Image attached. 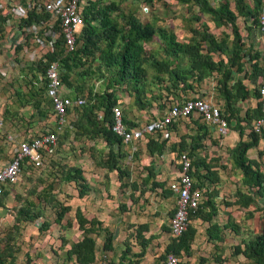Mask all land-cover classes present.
Returning <instances> with one entry per match:
<instances>
[{
	"label": "rangeland",
	"instance_id": "374dc122",
	"mask_svg": "<svg viewBox=\"0 0 264 264\" xmlns=\"http://www.w3.org/2000/svg\"><path fill=\"white\" fill-rule=\"evenodd\" d=\"M104 1L108 2V0ZM111 1L116 5V10L111 14L116 42L111 47L103 42L100 43L98 51L93 56L80 55L81 62H76L68 73V84L62 82L65 95L83 97L87 104L92 101L90 92L99 96L114 88L112 95L116 101H120L119 106L125 119L129 122L134 120L132 123L141 126L164 115L172 105L190 98L187 97L190 93L188 88L183 87L181 83L172 86L174 82L168 79L166 73L158 72L153 66V63H160L165 69V64H168L170 68L178 66L182 71L188 65L187 58L183 57L180 51H174L170 56L166 55L167 43L162 39L164 34L172 35L177 45L196 41L201 44L203 53H206V44L199 35L206 34L208 38L217 42L223 41L227 47L226 52L210 53V56L214 61L227 62L235 43L231 30L226 26H215L212 18L202 13L193 0H152L151 3H147L146 0ZM208 2L215 8L220 3L219 0H208ZM233 2L229 0L231 8L235 11ZM241 5L245 10H253L254 7L252 0H242ZM144 6L149 8L147 14H142ZM235 14L241 35L239 46L241 45L243 50L244 65L247 67L250 62L249 56L253 55V51L247 46L248 34L253 35L254 32L259 31V27L252 17L239 16L236 11ZM131 22L149 25L155 32L149 41L142 43L143 56L138 83L133 81L120 83L114 80L115 71L103 66L101 57L107 51H119L122 38L127 34ZM4 37L5 31L0 32V48ZM81 44L80 42L77 46L79 49ZM10 62L14 63L12 70L15 71L12 74L10 70L4 72V67L0 68V95L5 104L2 128L6 127L12 132L20 128L19 118L23 110H27L28 113H32L31 116L29 114L23 116L26 117V125L30 131L36 128L33 135L54 130L56 125L52 120L50 102L43 93V85L35 83L34 75L36 76L38 72L33 71L31 63L24 59L20 60L19 53ZM210 76L218 80L220 78L216 72L211 73ZM205 80L198 83L189 78L187 82L191 86H199L204 84ZM136 89L141 92V101L146 104L143 110L134 102ZM83 107L74 108L67 116V124L61 129L55 155L43 157L42 166L39 168L25 166L20 181L2 187L0 264H62L65 247L61 245L66 242L72 243L80 237L76 223L75 230L73 233L69 231V234L62 229V225L73 217L79 206L82 209L81 217L91 219L94 230L104 229L100 228L96 214L110 219L126 211L132 216L135 214L147 220L154 217H165V220L168 217L167 213L174 204L169 199L161 197L160 190L156 189L155 185H151V179L148 178L152 174L155 175L153 170L163 162L161 161L163 157L154 155L146 160L133 158L136 152L137 157L140 156V149L145 145L146 138L137 143L113 146L115 156L110 157V147L102 136L87 138L76 135V123ZM95 115L98 124L102 127L106 126L103 109L96 110ZM130 115H135V119H130ZM196 123L201 124L200 120L192 118L182 120L179 127L182 132L177 133V138L185 137L189 141V138L195 135ZM7 129L0 134V168L12 158L10 151L12 148L6 140ZM166 144L167 151L172 142L167 141ZM146 155L150 154L147 152ZM143 161L147 164L153 163L152 172L148 171ZM112 163H116L123 170V175L109 171ZM67 169H79L88 187L82 199H77L73 203L78 190L77 183L64 184L59 180L62 172ZM128 179L129 183L126 182ZM68 205L71 211L67 212L65 219L58 223L57 213L61 207ZM18 211H21L19 215ZM33 215L38 217L32 219ZM46 223L49 226L46 230H42ZM88 236L94 238L96 245L102 248L104 232L98 235L91 232ZM127 243L132 245L128 241ZM101 255L106 260L103 248ZM157 260L161 262L162 259L158 256Z\"/></svg>",
	"mask_w": 264,
	"mask_h": 264
},
{
	"label": "crops",
	"instance_id": "0c3cea01",
	"mask_svg": "<svg viewBox=\"0 0 264 264\" xmlns=\"http://www.w3.org/2000/svg\"><path fill=\"white\" fill-rule=\"evenodd\" d=\"M19 40V31L5 28L4 42L0 48V68L11 59L16 58L13 55L11 46L19 42ZM247 46L250 51H253L252 54L258 55L259 64L263 66L261 57L264 52V41L259 31L254 32L253 35L248 34ZM19 59L28 60L25 56H19ZM244 68L246 75L244 73H234L233 82L241 81L249 94L244 101L236 104L233 111L226 109V104L220 98L218 92H216L219 87L218 79L210 75L204 78V80L206 79L204 84L191 86V89H189L190 93H186L187 97H190L189 99H206L220 107L222 116L226 119L229 126V130L225 136H219L215 128L206 125V129L196 127L194 130L195 135L190 137L189 141L185 137L178 139L177 133L182 132L179 130L180 123L182 120H186L180 119L176 123L174 131H172L170 139L162 140L160 135L147 136L145 145L140 149V156L137 157V152L134 153L133 158L136 160L137 158L146 160V158L154 155L163 157V160H161L163 162L155 170H153L154 166L152 162L150 163H152L153 167L150 163L147 164L144 161L143 163L147 166L149 172H152V170L155 172V175L152 174L148 177L151 179L150 184L155 185L156 189L160 190L161 197L169 199L175 205L168 211V217L173 215L176 207V198L169 190V184L175 181L179 175V155L186 150L185 153L193 162V165L196 166L201 163L196 166L197 170L192 174L195 185L201 187L202 190V199L199 205L201 210L196 216L189 218L188 227L184 234L179 238L171 236L168 220L170 218L168 217L165 220V217H154L147 220L141 219V216L135 214L132 216L129 211H126L110 219L108 217H99L96 214V218L100 222V228L110 231L112 238L110 249L104 250L106 260L101 255L103 245L102 248L99 247L100 245H95L96 252L93 264H163L165 255L170 250H174L177 253L176 256H179L181 264H254L245 258L243 254L235 253L236 250L238 252L242 251L246 242L264 233L263 136L260 137L256 146L250 148L245 155L247 164L254 172L260 175V186H252L255 180L245 177L240 170L234 167L233 151L236 145L240 141H249V134L251 130L254 131V123L261 118L257 95L260 77L253 76V79L249 80L251 73L249 64ZM14 71L13 69L10 73L12 74ZM3 102L4 100H2L0 95V134L7 129L6 127L2 128L1 122L5 116L3 115L5 106ZM28 114L31 116L32 113L23 110L19 118L20 123L18 126L20 128L14 132L7 129L6 140L11 145V148L12 144L17 140L37 136L33 135L36 128L31 130V132L26 125L25 116ZM194 115L192 119L197 120V115ZM131 118L135 119V115H130ZM135 127L140 126L137 125ZM254 133L264 135V129L259 133L255 131ZM150 140L157 143L165 141L161 154H151L148 151ZM167 141L172 142L170 149L167 150L168 152L165 148L167 147ZM196 145H199V147L193 149ZM147 152L150 154L149 156L146 155ZM26 162L23 168L25 166L31 167L32 164L30 165L28 161ZM147 174L148 172H146ZM59 180L62 181L61 178ZM18 181H20V178ZM62 182L64 184L71 183L65 180ZM126 182L129 183V179ZM76 193V197L73 198L72 203L77 199H82V197L78 196L77 191ZM208 198L209 201H207ZM67 207L71 211V207L69 205ZM78 208H76V211L74 210L73 217L69 221H66L65 225H62V229H65L67 234H69V231L73 233V230L76 228L75 223L77 225L76 230L80 231L79 239L72 243H62L61 247H65V257L62 260V264H77L75 257L67 256L66 253L72 244L78 243L83 239L84 233L79 228L78 220L84 221V229H88L90 224L94 225L91 219L81 217L80 211L82 209L80 206ZM65 217L66 214L62 220ZM127 241L132 245H129ZM143 245H145V248L142 252ZM158 256L162 259L161 262L157 260Z\"/></svg>",
	"mask_w": 264,
	"mask_h": 264
},
{
	"label": "trees",
	"instance_id": "16d2710c",
	"mask_svg": "<svg viewBox=\"0 0 264 264\" xmlns=\"http://www.w3.org/2000/svg\"><path fill=\"white\" fill-rule=\"evenodd\" d=\"M188 1V0H183ZM199 7L200 11L204 14L209 15L212 18V21L215 26H226L229 28L234 36L235 43L232 49L230 50V55L228 56V60L224 63L222 60L214 61L210 56V53L220 52L224 53L227 50V47L223 41L217 42L211 38H208L206 34L199 35L201 40L206 44L205 51L202 52V46L196 41H190L189 43H184L181 45H177L175 39L172 35H163L162 39L167 43L165 48V53L167 56L173 54V52L180 51L183 57L187 58L188 65L184 67L182 71L175 66L174 68H170L168 64H165V69L162 68V64L153 63V66L158 72L166 73L168 79L173 81L174 84L172 86H176L177 83H181L183 87L191 89V85L188 84V79L192 78L196 80L198 83L206 78L213 72H216L220 75L218 80V92L220 98L226 104V109L228 111H233L236 104L240 101H244L248 97V91L241 81L233 82L234 73H244L245 70V61H244V53H242V48L240 44L241 36L239 33V28L236 24V13L239 16H250L253 18L255 23H258L259 27V17H257L258 13L264 9V3L261 0H252L253 2V10L244 9L241 5L242 0H233L235 11L231 8L229 0H219L220 3L217 8L210 5L208 0H193ZM147 3H151L152 0H146ZM116 10V5L113 1L108 0V2L104 0H87L86 6L83 8V21L84 24L82 29L76 39V49L72 53L65 54L62 50V40L58 39L55 43V49L53 53L46 55L45 62L39 61L37 63L32 64L33 71L38 72L35 77L36 82L42 84V90L45 94V81H40L39 76L45 73V68L48 63L53 61H58L59 63V74L61 81L68 84V73L71 70V67L75 65L76 62L80 63L81 58L80 55L84 56H93L96 51H98V46L100 43H105L109 47L113 46L116 42V33L113 27V20L111 14ZM260 16V14L258 15ZM47 17L45 14H35L31 13L28 15L26 20H22L19 27L23 28L24 26L32 25L40 20H45ZM6 16H2L0 14V32L5 31V23ZM155 30L153 27L149 25L140 24L137 22H131L129 25V29L125 37L122 38V43L118 52L107 51L105 52L101 60L103 62V66L108 70H114V80L116 82H126L133 81L138 83V77L140 75V62L143 56V46L142 43L149 41ZM81 44L80 49L77 47L79 43ZM21 47H18L17 51L19 52ZM176 56V55H175ZM249 67L251 69V73L249 76V80H252L253 76H261L263 72V66L259 64L258 55L253 54L249 56ZM64 72L61 74V72ZM246 75V73H244ZM117 79V80H116ZM114 84V83H113ZM259 86V85H258ZM114 92V88L110 89L107 93L105 92L103 95L96 96L95 93L90 92L91 100L86 105L84 104L83 110L80 118L76 123L75 133L77 136H85L87 138H95L97 136H102L106 144L110 147L109 156H115L112 147L117 145L121 146L123 144L122 140L117 137L111 131L112 124V113L111 108L114 105H120L119 100H115L112 95ZM141 92L136 89L135 90V104L138 105L139 109L143 110L146 107V104L141 101L140 98ZM257 95L259 99V91L257 89ZM49 100L52 110L51 100L46 96ZM71 98V96H69ZM77 98V97H73ZM83 98V97H82ZM86 102V101H85ZM96 103V104H95ZM177 104V103H176ZM103 109L104 111V122H106V126H100L96 120V110ZM260 115L261 108L259 103ZM72 111V110H71ZM222 112V111H221ZM70 111L68 112L69 115ZM233 114V113H232ZM197 115V114H196ZM195 115L191 114L186 119H191ZM197 120H200L201 124H197V128L206 129L207 123H205L201 117L197 115ZM180 120V119H179ZM177 120V122L179 121ZM123 121L127 127H135L137 126L135 123L129 122L123 116ZM173 123L170 130L174 131V127L176 123ZM210 126V125H209ZM264 135L255 134L254 131L251 130L249 134V141L243 142L240 141L234 151V167L237 170H240L245 177H250L255 180L253 185L260 186V175L257 172H254L250 166L247 164L246 160V152L256 146L260 137ZM241 137V133H240ZM165 141H161L160 143L154 142L150 140L148 144V151L151 154L162 153V149L164 147ZM156 145V146H155ZM199 145H196L195 148H198ZM186 152V150H185ZM183 152V153H185ZM182 153V152H181ZM24 163H27L26 161ZM196 164V163H195ZM201 164V163H200ZM197 164L196 166L200 165ZM31 165V164H30ZM192 171L190 172V177L193 181V188L201 190V187L195 185L193 180V172H196L197 168L193 165L191 161ZM33 167V165H31ZM23 169V168H22ZM195 169V170H194ZM109 171H116L118 175H123V170L116 165V163H112L109 166ZM61 180H65L67 182H75L77 183V192L79 197H83L88 191V187L86 186L85 180L82 177L79 169H67L62 172ZM260 188V187H259ZM209 201V198L207 199ZM201 208V207H200ZM198 209L194 213H189V218L191 216H196L200 209ZM69 211V207H61L60 211L57 213V221L63 219L64 215ZM175 211V210H174ZM21 211H18V215ZM38 215H33L31 218L35 219ZM188 218V220H189ZM84 221L78 220V225L80 230L83 231L84 236L82 241L78 243H74L71 245L70 249L67 251V256H74L77 264H93L95 260V239L88 236L89 233H95L98 235L100 232L105 233L103 249H110V242L112 238V234L109 233L106 229H96L94 230V225L90 224L88 229H84ZM48 225H44L42 230H46ZM84 229V230H83ZM179 238V237H178ZM145 248V245L142 246V252ZM168 253H173L176 255L177 253L174 250L167 251ZM236 254H243L245 258L250 260L254 264H264V233L259 236H256L254 239L246 242L244 244V248L242 251L235 252ZM165 255V257H166Z\"/></svg>",
	"mask_w": 264,
	"mask_h": 264
},
{
	"label": "built area",
	"instance_id": "2783aa9c",
	"mask_svg": "<svg viewBox=\"0 0 264 264\" xmlns=\"http://www.w3.org/2000/svg\"><path fill=\"white\" fill-rule=\"evenodd\" d=\"M261 1L264 3V0ZM86 4L87 0H0V14L7 17L5 28L16 29L20 33L19 42L11 46L13 55L16 57L19 53V56L27 57V62L31 64L41 60L45 62L46 55L53 53L58 39L62 40L63 52L72 53L76 49V39L84 24L82 12ZM148 12L149 8L144 6L142 14ZM31 13L45 14L47 18L20 28L21 21L26 20ZM259 32L264 41V9L259 16ZM18 47H21L19 52ZM261 61L263 72L258 86L261 118L254 123L253 128L256 133L264 129V52ZM3 67L4 72L11 71L14 63L8 61ZM59 68L58 61L50 62L45 68V73L39 76L40 81H45V94L52 103V120L56 125L55 129L24 140H17L12 144L11 160L0 168V192L2 186L18 182L25 161L34 168H39L42 166L43 157L55 155L61 129L67 124L68 112L85 104V99L82 97L70 98L65 95ZM111 113V131L124 144L137 143L153 135H160L162 140H168L172 136L170 128L173 123L179 119H186L191 114L201 117L205 123L216 129L219 136H225L229 130L228 122L223 118L220 107L201 98L174 104L162 117L146 122L140 127L125 125L119 105H114ZM179 162V175L169 184V190L176 198L175 211L169 219V231L174 238L182 236L187 230L189 213H194L198 209L202 199L201 191L193 188L190 158L186 153H182L179 155ZM163 264H181V262L176 255L168 253Z\"/></svg>",
	"mask_w": 264,
	"mask_h": 264
},
{
	"label": "bare ground",
	"instance_id": "6f19581e",
	"mask_svg": "<svg viewBox=\"0 0 264 264\" xmlns=\"http://www.w3.org/2000/svg\"><path fill=\"white\" fill-rule=\"evenodd\" d=\"M86 100V99H85ZM179 257V256H178Z\"/></svg>",
	"mask_w": 264,
	"mask_h": 264
}]
</instances>
